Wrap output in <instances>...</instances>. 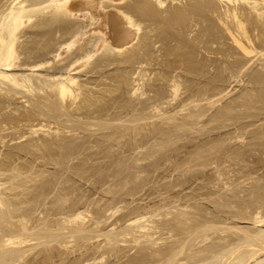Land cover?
I'll return each instance as SVG.
<instances>
[{
  "label": "rangeland",
  "instance_id": "374dc122",
  "mask_svg": "<svg viewBox=\"0 0 264 264\" xmlns=\"http://www.w3.org/2000/svg\"><path fill=\"white\" fill-rule=\"evenodd\" d=\"M18 1L21 0H11V1L0 0V16L3 13H6L7 10L9 11L10 9L9 7H13V6L16 7ZM26 1H25V5H29L33 2H42L40 3L42 5L46 3V2L44 3L43 0H26ZM72 1H82V0H72ZM89 1L92 4H95V6L93 9H89L91 11L87 10L84 13L82 12L83 14L80 12V14L82 15H79V13L74 15L66 12H60V15L57 16L56 13L60 10H58L57 7L55 6L56 8L55 20H51V21L47 20L50 17L46 15L49 14L51 11H53V8H48V10L45 9L47 3L42 7L38 6L39 9L37 8V10H39L38 12H40L41 14L38 15L39 18L35 19L34 21L36 22L38 21L37 24L41 25V28L39 29L42 30L44 33H47L49 40L50 37L53 38L55 36V43L51 41V44H54L53 45L54 50L50 55V58L53 61L52 64L55 63V70L54 69L48 70L46 69V67H44L39 71L33 72V70L31 71V69H29L30 68L29 66L18 67L15 70H13V73L15 75L17 74V77L34 75L36 79H38L37 77H39V79L42 80L39 81L37 85L34 83L35 85L33 84L34 86L33 85L31 86L33 88L30 87L33 93L26 90L29 88V86L28 88L17 87L18 88L17 89L11 84L0 82V95H1L0 96V154H1L0 184H3L0 185V188L4 187L3 189H5V191H3V189L1 188L0 196L2 194L3 195L5 194L4 196H7L10 193L9 195L11 196L13 194L12 196L13 198H15L14 199L15 202H14L12 201L13 198L10 197L9 195L8 198L2 195V197L6 198L7 205H4L6 203L5 200L2 199L4 202V204L3 203L2 204L4 206H2V204L0 203V207L2 208L7 206L11 207L10 204H8L10 202L11 205L14 204L12 205V207L14 206V208L13 209L8 208L10 211L9 210L7 211L6 210L7 208H3L4 210L0 209V216H1V212L3 213V216H1L3 218L0 217L1 220L3 221L2 222L0 220L1 222L0 231L6 229V231L4 232L1 231L2 234L0 233V237L1 236L3 237L6 234V232H8V230L10 231L12 228H14V225L12 224L16 222L15 223L16 227L19 224L20 227L22 225L21 224L22 220L28 217L26 219V222H28L27 220L31 218V220H29L30 224L23 222V224L26 223V228L28 230L29 228L31 230L34 226L37 228V225H39L40 229L43 230L42 232V230H39L38 227L36 231L37 232L39 231L40 233L38 232L39 234H37L36 231L33 232L35 228L34 227L30 232H33L32 234L35 235L33 236V238L35 239H33L31 243L29 241V244H25V243L23 244L25 246H28V248L30 246L31 248H33L31 250L34 251L33 252L34 256L33 253L30 252L31 250H29L28 254L26 253V255H29L30 258L31 257L32 259L33 257L37 258L35 256H38L39 258L40 255L39 259L38 258L36 260L31 259L32 264H34V262L37 263L38 261H40L38 264H83V263L148 264L147 262L140 259L139 258L140 256L135 255L136 258H133L131 260L125 258L126 257L125 255L134 253L136 250L135 248H132L134 242H132V240L130 241V239L127 241L128 242L126 245L127 248L122 247V249H117L118 252H115L114 250L110 251L109 247H107L105 250L106 252L107 249H109L107 253H104V251L96 252V250H98V247L102 245L106 246L109 243V241H110L109 245L114 243L111 240L106 241L107 240L105 239L106 236H102L101 234L102 232L104 233L114 230L112 228L116 229L113 231L114 233H116L115 231H119L120 229L124 228L126 225H128L129 222H131L135 218H140L142 214L143 216L146 217L144 219L145 222L147 224H149L148 222H151L152 223L151 225H153V221L155 219H156L155 222H160V220L161 221L165 220L167 217L170 218L172 217V215H175L177 213L179 214L184 211H190L192 210V206L199 202L200 200L199 194L197 195L194 192L196 191V193H199L198 190L199 187L197 186L199 184L198 182L199 177L197 171L199 170L198 168H200L198 165L200 158V157L198 158V155L200 156V154L198 152H199V146L201 145V141L199 134L197 133H199V129L201 126L199 123L200 121L196 120L198 118L197 116L194 119L195 121L194 120L191 121V118H189L188 115L191 113V111L195 110L200 105L209 106L206 102L209 101L208 103L210 104L212 102V101L210 102V100L215 101L217 98H219L218 96L220 95H221L220 98L222 97L223 94L227 95V96L223 95L225 98L228 96L230 97V95L232 96L235 94L237 95L239 93H242L243 91H245V89H247L246 87H249L250 85L249 84L250 82L247 80L248 77L252 74H256L259 71L262 72V70L264 69L263 68L264 67V61H263L264 60V23H262L263 20L259 19L261 18L259 16L262 15L264 16V10H263L264 0H258V1L239 0L237 2L235 1L234 3H227L221 0L220 1L219 0H163V1H167L164 2L163 5H160L158 0H89ZM248 2L250 5L248 4ZM225 3L229 5H226ZM254 5H257L259 11L254 9L253 7ZM17 6H19V3ZM41 9L43 10L45 9L44 11L46 13L43 14L41 12ZM119 9H125L133 16H135L136 20L140 24L142 23L141 33L142 32L144 33V31L146 33L153 32L148 34L149 38L147 37L151 41L147 40L146 37H143V39L148 41L150 46L152 45V48L155 50L154 53H156L154 55H158V57L160 58H157L151 54H150L151 56L145 55V57H139V55H136L134 59L129 61L130 63L127 64L122 63L121 65H117L116 61H115L116 64L113 63L114 59L112 58L114 57L113 56L111 57L112 52L108 53V50L109 47L110 50L111 49L115 50V49L111 48V46L114 44H112V40H111L112 37L110 32L111 30L109 31L110 28L108 27L110 24H108V22L106 21L109 20V18L112 15L116 14V12L118 13L116 15H119L120 14ZM233 10H236V12L239 13V14L237 13L238 14L237 16L239 18L233 14ZM229 12L232 14H230ZM259 13H261L262 15ZM262 18L264 19V17ZM65 19L68 20L66 21ZM70 19L78 20L77 22L78 24L76 25L74 23V25H76L74 27L73 23L70 24L69 21ZM191 19H195L197 22L201 23L200 32L202 33L200 35L202 36V38H204L205 33H209L211 36L210 38H212L209 41V43H207L206 42L207 39L204 38V41L206 42V45L205 43H203L204 47L200 43L203 49L200 46V50L201 49L202 50L200 51L198 49L199 50L198 53L200 52L199 55L201 53L204 54V56L201 54L202 56L200 55V58L202 59L205 58V63L202 62L199 65L197 64L194 65L189 63L192 61L193 58L192 56H194V53L196 52L197 44L194 43L195 40H193V43L182 42L184 38L186 39V41L189 38L192 39L193 37L192 35L197 33V30L194 28L196 27L195 25L187 27L188 25L187 22L191 21ZM236 20H241L243 21V23L244 22L247 23L246 25L244 23V27L246 30L249 28L247 33L250 34V35L248 34V36H252V38L250 37V41L252 39L251 41L252 43L248 41V39L245 38L243 35L240 37L241 35L240 33L237 34L236 25L238 21ZM196 21L195 23H191V25L196 24ZM259 21H260V25L258 23ZM104 23L107 25V29L106 26L103 25ZM179 25L184 26L183 28L185 31V37L183 36L184 38L182 37V35L178 34L177 32L178 30L177 28L180 27ZM103 26H105V29H103ZM73 27L76 29L75 32L77 30H78L77 32H79L80 30V32L82 31L85 34V36L84 34L78 36V38L76 39L77 43H75V45L72 48L73 50H71L70 53L69 50L66 48V43L70 40L71 36L73 35V34L71 35L70 33L71 32L70 30ZM206 28H210V29H206ZM194 29L196 31H194ZM33 36H36V34ZM234 37L236 38L239 37V39L241 40L243 39L242 42L249 48H252L253 53L250 54V53H246L244 50H241L242 48L238 46V43H236ZM49 40L46 42L48 43ZM102 41H104V43H102ZM109 42L111 43L109 44ZM95 43L98 44V46L95 45L97 48L94 46ZM102 44L103 45L105 44L104 46L108 48L105 47L103 48ZM81 45H86L87 48L85 47V50L81 51L80 50ZM207 46L209 47L212 46L213 50L212 49L210 50V48ZM99 47L102 48L103 50L99 49ZM60 48L63 50H61ZM89 49L91 51L90 53L93 52L92 55L93 54L94 55L93 56L91 55L90 59L88 58L89 61L86 60V62H88L87 65L85 66L84 64H82L84 63L83 62L84 60L82 61L81 59L75 64L74 60L76 57L74 58V56H72V52L74 51V53H76L78 56V53H80V51L81 53H84L83 51H88ZM105 52H107L110 55L106 54ZM115 52L113 51L112 55H114ZM61 53H63V56ZM105 55H107V57ZM128 56L129 54H125L123 55V57L121 55V58H126ZM153 56L154 58H152ZM103 59L104 61L102 63ZM108 60L109 63L111 62L110 64L108 63ZM161 62L163 64H161ZM70 63L72 64L70 65ZM52 64L49 63L46 65L49 67ZM76 65L77 67H75ZM79 65L83 66V68L80 67ZM258 65L261 66L258 67ZM194 67L198 70L206 71V77H203L202 81L201 80L196 81L191 77L187 79L182 75L183 72H185L184 71L185 69L191 71L193 70ZM40 73L43 74V76L39 75ZM67 74L68 75L72 74L76 76L77 78H79L78 79L79 81H82L83 85H87L85 86L83 96L80 95L79 96L80 98L78 97L77 99V101H79V99L84 98L85 105L84 104L82 106L80 105V107L82 108L81 111L75 110L76 107L75 108L69 107L68 106L69 103H67L66 99L65 102H63L64 100L62 101V99L57 95V91H55V95L53 96L55 97L54 99L56 100L55 109L57 110L58 108L60 114L63 116L59 115L61 118L60 117L55 118V121L54 119H52L53 121L45 120V118L42 115V112L44 111L46 112L49 111L50 109H53L50 108L53 106L52 105L50 106L49 103L45 101V99H39L37 95H41V94L45 95L46 93L45 91L49 89L48 80L55 79L56 81L57 79L64 78L65 76H67ZM189 74L193 75L191 73ZM132 76L134 78H132ZM208 77L210 78V80H207L209 79ZM215 77L218 78L219 81L217 82L214 81L216 79ZM172 78L174 80H172ZM240 78L241 79L245 78L246 80L245 81L243 80L244 82H242ZM208 81L209 83L204 84V82H208ZM40 82H42V84ZM239 82H242L241 85ZM214 83L216 84L221 83V84L216 85ZM175 84H179L178 90L174 89L173 86H175ZM213 84L216 86L223 85L222 88L226 87L225 88L226 90L225 91L223 90V92H221L222 94L217 93L218 94L217 95L215 93L220 91L219 88H217V91L214 90L213 92L208 90L209 88H211ZM203 85L204 86L207 85V86L203 87ZM191 88L194 90H192ZM198 89H200L202 94H197ZM160 90L163 91L165 90L164 93L161 95L162 97L161 96L158 97V92ZM204 90L207 92H205ZM231 91L233 94L231 93ZM3 93L4 95L2 96ZM201 95H203L202 99L200 98ZM208 95L211 99L207 98ZM178 96L180 98H178ZM107 102L108 104H106ZM101 103H105L107 107L104 109H100ZM201 103H205V104H201ZM33 104L36 105L33 106ZM75 105L77 104L75 103L74 106ZM78 107L79 105L77 106V108ZM184 109L186 110V112H183L185 111ZM74 112H76V114ZM55 114H59V112L55 111ZM183 116L186 117L184 120H183ZM165 119L168 120L166 121ZM74 123L77 125L74 126L73 125ZM163 123H165L166 126L163 127L162 125H165ZM178 123L181 125L180 128L178 126L179 125ZM197 123H199V125ZM79 124L82 126H80ZM99 124H102L103 127L102 125L100 126ZM146 124H147V129L149 128L148 130H150V128L154 129V133L152 136H149L148 138H145L143 136L145 138L144 139L142 135H144L143 133L147 130L144 127L146 126ZM77 126L80 127L78 128ZM165 127L168 129L166 130ZM143 128L145 130H143ZM162 130L165 134L166 133L167 134L163 135L162 133L163 135L162 136L160 134ZM95 131L96 134H94V136L96 135L98 137V135H101L100 138L103 144L100 146H97L93 143L94 137L91 135V133L92 132L95 133ZM130 131L134 132V133L132 132L134 135L133 145L130 143V136H129ZM233 132L236 133L237 131L234 129L231 130L230 136L232 137L229 136L228 137L231 138V141L234 142L236 138L234 139L235 134ZM225 136L226 134L222 135V137ZM52 137H55L56 139L55 142L53 140H49L52 139ZM166 139L169 140L167 141ZM43 140H49L50 143L53 142L52 143L53 146L51 144L45 145ZM76 140L81 142L80 146H78V148L76 147L75 150L73 151V152L75 151L77 152L75 153H73L72 151L68 152L70 149H66V147H64L65 145L64 143L72 142L74 144L75 142H77ZM164 141H166L167 143ZM101 148H103L104 150ZM100 149L103 150L104 152L100 151ZM89 152H91L92 154ZM78 153L80 154L82 153V154L79 155ZM97 153H99V155H97ZM77 155L79 157H77ZM93 155L94 157H92ZM14 166L16 169L17 168L21 169L20 173H22V171L24 173H22V175L21 174L19 175L18 169L16 172ZM12 179L13 180L15 179L16 181L12 182L11 181ZM8 180L11 181L14 185L18 183L17 185H20L19 187L16 185V188L18 190L14 189L15 186L11 187L13 186V184L9 183ZM5 182H7L5 185H7L6 187H8V189L10 186V188H12L14 191L19 193L18 194L19 197L21 194V197L20 198L14 197L16 196L14 194L17 193L14 192L12 189L10 190L11 192L13 191L14 193L11 192L8 193V191L10 190H6L7 188H5L4 185ZM22 182H26V183L21 184ZM26 185L28 190H26ZM20 187H22V189L25 188L23 189L24 191L21 190V192L24 193L19 192ZM196 188L198 191L196 190ZM22 194H26V195L28 194L27 196L23 195L24 199L25 200L27 199L26 202L22 198L23 197ZM192 194H195V196H193ZM187 195L191 196L193 199L191 200L187 199ZM196 198H198L199 200H197ZM7 199H10L11 201ZM21 199H23L24 201L23 200L21 201ZM19 203L21 205L23 203H27V204L21 206ZM24 207H26V209ZM14 209L15 211H13ZM75 209L79 212L81 211V213L86 216L85 219L83 218V220L85 221H83L81 219L82 217L85 216L84 215L82 216L81 213L78 212V214H80L81 216V219H79L80 218L79 217L77 222L78 223L80 221L86 222L83 225L81 224V222L80 224L77 223L78 224L77 225L76 222L74 221L73 219L74 217L72 216H74V214H76L77 212L74 211ZM128 209H133L134 212L133 210H128ZM5 210L7 213L5 212ZM19 210L22 211L23 214ZM153 212L154 215L155 216L157 215L158 217L157 216L155 217L153 215ZM161 213L162 215H160ZM11 214L12 217L14 218L16 217V219L11 218L10 217ZM6 215H7V219L5 218ZM70 216L72 217V219ZM163 216H167V217L165 218ZM17 217L19 218L21 217V221L19 220V223ZM12 219L16 221L12 223L14 221V220L12 221ZM45 219H48L49 224L47 223L48 221H46ZM146 219L147 221L148 220L149 221L147 222ZM40 220L41 221L43 220L42 221L43 225H45L44 223H46L48 226L44 227L42 224H40L41 223ZM65 220H67V222L73 220L72 222L70 221L71 224L73 223L72 228L67 227V225H69L70 222L66 223ZM64 221L66 224L64 223ZM4 222L6 223L4 224ZM34 223L37 225H34ZM98 223H101L102 225L99 226ZM63 225L67 227L66 229H70V232L66 229L63 230L65 228L62 227ZM79 225L82 226L83 229L87 228L86 231L84 230L85 233L87 232L86 234L85 233L80 234V232L79 233L74 232L75 228L78 227ZM51 226L52 227L54 226L55 229L54 227L50 229ZM110 226L112 227L110 228ZM59 227L60 229L62 227L63 230V232H61L60 234H59ZM51 230L54 231L50 233ZM65 231H68V233H72L73 231V233L65 236V234H67L65 233ZM30 232L29 234L32 235ZM41 232L43 233L44 236L42 235ZM48 232L50 234H53L51 236H53V240L54 242H56L55 243L56 246H54L55 245L54 243L52 245L53 241L47 239L48 237H46V235H50ZM164 232L166 233L164 234L157 233L158 234L157 237H161L163 239V240L162 239L158 240L160 243L168 242L172 238H174L172 237V234L169 233L168 230L167 231L164 230ZM56 234L59 235L56 236ZM36 235L38 236L40 235L43 239V242L44 240L45 242L47 240L46 243L51 244L52 247L51 245H48V247L47 246L43 247L44 245H47L44 243V245L42 244L43 249L42 248L39 249V247H41L42 241H40L41 240L40 236L38 238V236L36 237ZM2 237L0 239V243L2 241ZM111 238H115V236L112 235ZM36 239H40V240H36ZM68 239L70 240L69 242ZM154 239H156V236ZM48 240H50V242H48ZM37 242L40 243V246L38 245ZM125 242L122 243L121 241L119 242V244L125 245L126 244ZM35 244H37V246L39 247H37ZM25 246L23 247L27 251L25 250L24 251L28 252V249ZM8 248H5L4 246L3 249L6 250ZM0 249L2 250V252L5 251L1 248V246ZM35 250L37 251L36 253ZM50 250L54 252L55 250H58V252L60 253L56 251L54 253L55 256L52 254L50 255L48 253L50 252ZM147 251H149L148 253L151 252L153 254L157 253V251H153L151 249ZM40 253H42L43 255ZM47 255H49L50 257ZM13 258L16 259L17 257L13 256ZM25 260H27V258ZM10 261L9 264H11ZM15 262L16 264H19V262L20 264L22 263L21 261L18 260Z\"/></svg>",
  "mask_w": 264,
  "mask_h": 264
},
{
  "label": "bare ground",
  "instance_id": "6f19581e",
  "mask_svg": "<svg viewBox=\"0 0 264 264\" xmlns=\"http://www.w3.org/2000/svg\"><path fill=\"white\" fill-rule=\"evenodd\" d=\"M25 1L26 0L18 1L19 6H17L18 3L16 2L17 3L16 7H14V6L13 7H9L10 8L9 11L7 10L6 13H3V14L1 13L2 15L0 16V82L6 83V84L7 83L8 84H11L15 88H17V87L28 88V86H29V88L26 89V90L29 91V92H31V93H33V91L30 89V87L34 83L37 85V83L39 81H42V80L39 79V77H37L38 79H36V77H34V75L33 76L17 77V74L15 75L13 73V70H15L18 67H23V66H27V67L29 66L30 67L29 69H31V71L33 70V72L34 71H39L40 69H43L44 67H46V69H48V70H50V69H54L55 70V63L52 64L53 61L50 58V55L52 54V51L54 50V46H53L54 44H51V41L53 43H55V36L53 38L50 37V40H49V37L47 36V33H44L42 30L39 29V28H41V25H38L37 24L38 21L37 22L34 21L35 19L39 18L38 15L41 14L40 12H38L39 10H37L38 6L39 7H42L43 5H45L47 3V6H46L47 8L45 7V9L48 10V8H53V11H51L49 14L46 15V16H49L50 17L47 20H50L51 21V20H55V15L57 14V16H59L60 15V12H66V13L74 14V15L79 13V15H82L87 10L88 11H91L89 9H93L94 6H95V4H92L89 0H82V1H72V0H43L44 3L46 2L43 5L40 4L42 2H33V3L29 4V5H25ZM158 1H159V4L160 5H163L164 2H167V1H163V0H158ZM221 1H223V2L225 1L227 3H234L235 1L237 2L239 0H221ZM248 4H249V2H248ZM226 5H229V4H226ZM257 5H254L253 7L257 11H259ZM55 6L57 7L58 10H60L56 14H55V9H56ZM42 10L43 9H41V12L43 14H45L46 12L44 10H43L44 11L43 12ZM119 10H120V14L119 15H116L118 13L115 11L116 14L112 15L109 18V20L106 21V22H108V24H110L108 27L110 28L109 31L111 30L110 32H111V37H112V39H111L112 40V44H114L112 46L111 45H109V46H111V48L115 49V50H112L111 49L112 50L111 51L110 50V47H109V50L110 51L108 50V53L109 52H112V54H113V51L114 52L116 51L114 53V55L111 54V57L112 56L114 57V58H112V59H114L113 63H115V61H116L117 62V65H121L122 63L123 64L124 63L127 64V63H130L129 61L132 60V59H134V57H136V55H139V57H145V55H148L149 56L150 54L151 55L156 54V53H154L155 50L152 48V45L150 46L149 42L143 39V37H146V39L149 40L148 39L149 38V35L148 34L149 33H153V32L146 33L144 31L145 34L143 32L141 33V31H142V27H141L142 23L140 24L136 20L135 16H133L131 13H129L125 9H119ZM228 11H229V9H228ZM80 12L81 13L83 12V13L80 14ZM237 13L238 12H236V10H233V14L235 16H237L239 14V13L238 14ZM261 13H262V11H261ZM261 13H259V14H261ZM86 14H87V12H86ZM86 14H84V15H86ZM230 14H232V13H230ZM103 17H102V19H103ZM259 17H261L259 19L263 20L262 23H264V19L262 18L264 16L262 15V16H259ZM65 20L67 21L68 19H65ZM93 20H95V19H93ZM69 21H70V24H72V23H73V25H74V23L76 25L78 24L77 23L78 20H76V19H70ZM195 21H196L195 19H191V21H188L187 22V24H188L187 27L188 26H194V25L196 26L194 28L197 30V33L195 32L196 34L192 35L193 36L192 39L189 38L186 41V39L184 38L185 37V31L183 29L184 26H180L179 25L180 27L177 28L178 29L177 32H178V34L182 35V37L184 36L183 37L184 40H182L183 43L184 42H187V43L188 42H191V43H193V40H195L194 43L197 44V46L195 45L196 46V52L194 53V56H192L193 57L192 58V61L189 62V63L194 64V65L195 64L199 65L202 62L205 63V58H203V59L200 58V55L202 53L200 55H199L200 52L198 53V51L200 50V46H201L200 43L204 47V44L203 43H205V45H206V42L209 43V41L212 38H210L211 36H210L209 33H205L204 34V38L207 39V41L205 42L204 41V38H202V36L200 35L202 33V32H200L201 23H199V22L196 21V24L191 25V23H195ZM236 21H238L237 22V25H236L237 26V31H236L237 34L240 33L241 34V35L239 34L240 37L243 35L245 38L248 39V41H250V37L252 38V36H248L249 33H247V31H248L249 28L247 30L245 29V27H244V23L245 22L243 23V21H241V20H236ZM256 22H257V20H256ZM258 23L260 25V21ZM246 24L247 23H245V25ZM76 25H74V27ZM103 25H105L106 26V29H107V25L105 23ZM105 26H103V29H105ZM74 27L70 30L71 31L70 32L71 35L72 34L73 35L71 36L70 40L66 43V48L69 50L70 53H71V50H73L72 48L75 45V43H77L76 42V39L78 38V36L84 34L82 31L80 32V30H79V32H77L78 30L75 32L76 29ZM246 28H247V26H246ZM195 29H194V31H196ZM206 29H210V28H206ZM192 30H193V28H192ZM207 32H208V30H207ZM234 32H235V30H234ZM35 34H36V36H33ZM50 35H51V33H50ZM84 36H85V34H84ZM82 37H80V38H82ZM236 37H237V35H236ZM236 37H234V39H235L236 43H238V46H240L242 48L241 50H244L246 53L252 54L253 53V49L252 48H249L248 46H246L242 42L243 39L241 40V39H239V37L238 38H236ZM99 39H98V42H99ZM48 40H49V42L47 43L46 41H48ZM77 41H79V40H77ZM149 41H151V40H149ZM251 41H252V39H251ZM44 42H45V44H44ZM165 42H166V40H165ZM63 43H61V44H63ZM102 43H104V41H102ZM110 43L111 42H109V44ZM166 44H168V43H166ZM86 45H81L80 46V50L81 51L82 50H85ZM95 45L98 46V44H96V43L94 44V46ZM100 45H101V43H100ZM104 45H103V48L104 47L105 48H108V47H106ZM100 47H99V49H102ZM190 47H191V45H190ZM203 47L201 46L202 49H203ZM207 47H209V46H207ZM211 47L212 46L209 47L210 50L211 49L213 50V47L212 48ZM61 50H63V49H61ZM259 50H261V49H259ZM81 51H80V53H81ZM83 52L84 53H81V54L78 53V56L79 57L77 56L76 53H74V51L72 52V56H74V58L75 57L77 58V59L75 58V60H74L75 61L74 62L75 64L81 59L82 61L84 60L83 61L84 63H82V64H84L85 66L87 65L88 62H86V60H88V58L90 59V57H91V55H92L93 52L90 53L91 52L90 49L88 51H83ZM212 52H215V51H212ZM105 53L108 54L107 52H105ZM61 54L63 56V53H61ZM125 54H129V56L126 57V58H121V55L123 57V55H125ZM108 55H110V54H108ZM202 55L204 56V54H202ZM105 56L107 57V55H105ZM154 56L157 57V58H160V57H158V55H154ZM154 56L152 58H154ZM161 60H163V59H161ZM103 61H104V59L102 60V63H103ZM192 62H194V63H192ZM49 63L52 64V65H50L48 67L46 64H49ZM108 63H109V60H108ZM71 64L72 63H70V65ZM161 64H163V63L161 62ZM79 66L83 68V66H81V65H79ZM202 66H204V65H202ZM259 66H261V65H258V67ZM75 67H77V65ZM79 69H81V68H79ZM106 70H108V69H106ZM184 71L185 72H183L182 75L184 77H186L187 79L189 77H191L192 79H194L196 81H199V80L202 81V78L203 77H206V71L205 70L204 71L203 70H198L195 67L191 71H188L187 69H185ZM187 71H188V73H187ZM189 73H191L193 75H190ZM35 74H37V73H35ZM39 75H42L43 76V74H41V73ZM248 76H249V74H248ZM132 78H134V77L132 76ZM78 79L79 78H77L76 76H74L72 74H70V75L67 74V76H65L64 78L57 79L56 81H55V79L54 80H52V79L48 80L49 81L48 82L49 83V85H48L49 86V89L47 91H45L46 92L45 95L44 94L43 95L42 94L41 95H37V97H39V99H45V101H47V103H49L50 106L51 105L53 106V107H50L49 106L50 108H53V109H50L49 111H46V112L45 111L42 112V115L45 118V120L53 121L52 119H54V121H55V118H59L60 117L59 115H61L60 114V111L58 110V108H57V110L55 109V101L56 100L54 99L55 97H53L55 95V91H57V95L62 99V101L64 100L63 102H65V99H66L67 103H69L68 104L69 107H73V108L76 107L75 110H78V111H81L82 110V108L80 107V105L82 106L84 104L85 100L83 98V99H79V101H77V99H78V97L80 95L83 96L84 90H85V86H87V85H83L82 84V81H79ZM217 79L218 78H216L214 81H216V82L219 81V79L218 80ZM172 80H174V79L172 78ZM207 80H210V78L207 79ZM241 80H242V82H244L246 79L243 78ZM247 80L250 82L249 84L251 86L248 84L249 87H246L247 89H245V91H243L242 93H239L237 95L235 94V95H232V96L230 95V97L228 96V97H225V98L223 96L225 94H223L221 98H220V96H221L220 95V96H218L219 98H217V97H216L217 99L214 98V99H216L215 101L210 100V102L212 101L210 104L208 103L209 101H207L206 103L209 106L200 105L199 104L200 106L198 105L199 107L196 108L195 110L191 111V113L188 115L189 118H191V121H193L195 119V117L197 116L198 118L196 120L197 121H200L199 123H200V126H201L200 129H199V133H197V134H199L200 141H201V145L199 146V152H198L200 154V156L198 155V158L200 157L199 158V164H198L200 168H198L199 170L197 171L198 177H199V181H198L199 184L197 185L199 187V189H198L199 190V193H196V191L194 192L197 195L199 194L200 200L198 198H196L197 200H199V202L197 204H195V205L192 206V210H190V211H184V212H181L179 214L177 213V214H175L176 217H175V215H172V214H171L172 217H170V218H168L167 216H163V217H165V218L167 217V218L165 220H162V221L160 220V222H155L156 221V219H155L153 221V225H151L152 223L151 222H148L149 220L147 221V219H146V221L149 223V224H147L145 222V220H144L146 217L143 216V214H142L141 217L139 216L140 218H135L134 220H132L131 222H129L128 225H126L124 228L120 229L119 231H115L116 233L113 232L114 230H116L115 228H112L114 230H111V231H108V232H104V233L102 232L101 235L107 237V238L105 237V239H107L106 241L111 240L114 243L111 244V245H109L110 244V241H109V243L106 246L105 245L104 246L102 245V246L98 247V250H96V252L97 251H104V253H107V251L109 249H110V251L111 250L112 251L114 250L115 252H118L117 249H122V247L123 248L124 247L127 248V246H126L127 243H128L127 241L130 239V241L132 240V242H134L132 248H135L136 250L133 249V250H135L134 253H130V254L127 253L128 255H125L126 256L125 258H127L128 260H131L133 258H136V256H140L139 258L142 259L143 261L147 262L148 264H264V69L262 70V72L259 71L256 74L250 75ZM242 82H239L240 85H241ZM40 83L42 84V82H40ZM205 83H209V81L208 82H204V84ZM214 84H216V83H214ZM214 84L212 86L210 85L211 88H209V85H208V88H209L208 90H210V91L213 92L214 90L217 91V88H219L220 91L219 92H216L215 94H217V93L220 94L221 92H223V90L224 91L226 90L225 89L226 87L222 88L223 85L216 86L219 83H217L216 85H214ZM206 86L203 85V87H206ZM173 87H174L175 90H178L179 84H175V86H173ZM31 88H33V87H31ZM192 90H194V89H192ZM164 91L163 90H160L158 92V97H160L164 93ZM138 92H139V90H138ZM205 92H207V91H205ZM231 93H232V91H231ZM146 94H145V96H146ZM197 94H202L201 91H200V89L197 90ZM3 95H4V93L2 94V96ZM203 95H204V93H203ZM203 95H201V97H200L201 99H202V96ZM214 95H211V96H214ZM225 96H227V95H225ZM178 98H180V97L178 96ZM207 98H210L209 95H208ZM139 99H140V97H139ZM24 103H26V102H24ZM75 103L77 105L74 106ZM106 104H108V102ZM106 104L105 103H101L100 104V109L106 108L107 107ZM126 104H127V102H126ZM201 104H205V103H201ZM34 105H36V104H33V106ZM78 105H79V107L77 108ZM170 105H171V103H170ZM94 106H96V105H94ZM157 108H159V107H157ZM150 109H152V108H150ZM75 110H72V111H75ZM55 111L59 112V114H55ZM100 112H101V110H100ZM183 112H186V110L183 111ZM74 113L76 114V112H74ZM166 113H168V112H166ZM61 116H63V115H61ZM185 118L186 117L183 116V120ZM58 120H60V119H58ZM94 120H96V119H94ZM37 121H38V119H37ZM188 121H190V120H188ZM44 123H46V122H44ZM167 123H169V122H167ZM182 123H183V121H182ZM199 123H197V124L199 125ZM28 124H30V123H28ZM147 124H146V126H144L146 129H147ZM163 124H165V123H163ZM73 125L76 126L77 124L74 123ZM99 125L101 126L102 124H99ZM80 126H82V125H80ZM80 126H77V127L79 128ZM162 126L164 127V126H166V124L165 125H162ZM178 126L180 128L181 125L179 124ZM102 127H103V125H102ZM150 127H152V126H150ZM43 129H44V127H43ZM102 129H104V128H102ZM148 129L143 133L144 135H142V137L144 136L145 138H148L149 136H152L153 135L154 129H152V128H150V130H148ZM167 129L168 128H166V130ZM233 129L238 132V133L237 132L236 133L233 132L235 134V137L234 136L233 137H234V139L236 138L234 142L231 141V138H229V137H232V136H230L231 135L230 133H231V130H233ZM143 130H145V129L143 128ZM181 130H183V129H181ZM52 131H54V130H52ZM57 131H59V130H57ZM132 132L130 131L129 136H130V143L133 145L134 144V135H133L134 132L133 133ZM162 133H163V135H166L167 134V133L165 134L163 132V130H162V132H160V134L162 135ZM94 134H96V131H95V133L94 132L91 133V135L94 137L93 138L94 139L93 140V143L95 145H97V146L102 145L103 143L101 142L102 140L100 138L101 135H98V137L95 135L96 136V139H95ZM98 134H99V131H98ZM224 134H226V136L225 137H222V135H224ZM49 140H53L55 142L56 139H55V137H52V139H49ZM49 140H43L44 141V144L45 145H50V144L52 145L53 142L50 143ZM78 140H76V141L79 142V143L75 142L74 144L72 142L71 143L70 142H66V143H64L65 144L64 147H66V149H70L68 152H70V151L73 152L76 147L78 148V146H80V143L81 142L78 141ZM166 140L168 141L169 139H166ZM164 142H166V141H164ZM60 145H62V144H60ZM161 147H162V145H161ZM101 149H103V148H101ZM101 149H100V151H103L104 150V149L103 150H101ZM75 152H77V151H75ZM75 152H73V153H75ZM89 153H91V152H89ZM78 154L81 155L82 153L81 154L78 153ZM97 155H99V153H97ZM73 156H76V155H73ZM42 157H43V155H42ZM77 157H79V156L77 155ZM92 157H94V155ZM14 168H15V166H14ZM17 169L19 171V175L20 174L22 175V173H24L23 171H22V173H20V170H21L20 168H17ZM17 169H16V172H17ZM11 181L14 182L16 180L15 179L14 180L12 179ZM11 181L8 180L9 183L13 184ZM6 183L7 182H5L4 185ZM23 183H26V182H22L21 184H23ZM17 184L18 183H16V185ZM0 185H3V184H0ZM16 185L13 184V186H11V187H14L15 186L14 189H17L16 188ZM6 186L7 185H5V188H7L6 190L12 189V188H10V186H9V189ZM17 186L19 187L20 185H17ZM1 188L3 189L4 187H1ZM1 188H0V190H1ZM197 188H196V190H197ZM23 189H25V188H23ZM23 189H22V187H20V191L19 192H21V190H23ZM26 190H28L27 189V185H26ZM3 191H5V189H3ZM13 191L11 192V190H10V191H8V193L9 192H11V193L16 192V191H14V192ZM16 193L17 194H14V195H16L14 197H19L18 196L19 193L18 192H16ZM21 193H24V192H21ZM25 193H26V191H25ZM6 194H7V192H6ZM195 194H192V195L195 196ZM2 195L0 196L1 197L0 198V203L1 204L2 203L4 204L3 200H5V203L6 204H4V205H7L6 198H8V195L7 196H4L5 194L3 195L6 198L2 197ZM12 195L11 196L9 195V196L13 198ZM23 195H26V194H22V196ZM189 195H191V194H189ZM189 195H187V199H190V200L193 199ZM20 197H21V194H20ZM22 198L24 199V196ZM14 199L15 198H13L12 201L15 202ZM23 199H21V201ZM194 199H195V197H194ZM7 200L11 201L10 199H7ZM26 200H25V202H26ZM81 200H82V198H81ZM65 201H64V203H65ZM14 202H12V203H14ZM58 203H59V201H58ZM3 204H2V206H4ZM8 204H10L11 207L7 206V207H3V208H7L6 209L7 211L10 208H12V209L14 208V206L12 207V205H14V204L11 205L10 202ZM24 204L26 205L27 203H23L22 205H24ZM28 204H30V203H28ZM17 205H18V203H17ZM26 207H28V206H26ZM26 207H24V208L26 209ZM3 208L0 207L1 210ZM17 208H20V207H17ZM53 209H55V208H53ZM78 209H79V207H78ZM6 210H5V212H6ZM128 210H133V209H128ZM13 211H15V209ZM74 211H77V210L75 209ZM20 212L22 213V211H20ZM34 212H35V210H34ZM49 212H51V211H49ZM78 212L79 211H77L76 214H74V216H72V217H74L73 219L76 222V224L78 223L77 222L78 218L80 217L79 219H81V216H80V214H78ZM133 212H134V210H133ZM79 213H81V211ZM169 213H171V212H169ZM18 214H19V212H18ZM81 215L83 216L84 214L81 213ZM153 215H154V212H153ZM160 215H162V213ZM1 216H3V213L2 212H1ZM30 216H32V215H30ZM10 217L11 218H14V217H12V214L10 215ZM10 217H9V219H10ZM21 217L20 218L17 217L18 223H19V220L21 221ZM72 217H71V219H72ZM1 218H3V217H1ZM1 218H0V220H1ZM5 218L7 219V215L5 216ZM83 218L85 219L86 216L85 217H82L81 220H83ZM14 219H16V217ZM14 219H12V221ZM26 219H24L25 221L22 220V223H21L22 225L20 227H19L20 224L19 225L17 224L18 226L16 227V225H15V223H16L15 221L16 220H14L12 223H14V222L15 223L12 224V225H14V228L15 227L16 228L14 229V228L11 227L12 229L10 228L11 229L10 231L8 230V232H6V234L3 237L1 236L2 237V241L0 243L1 248L3 249L4 246H5V248H8V247L9 248L6 249V250L3 249V250H5L4 252H2V250L0 249L1 250V253H0V264H9V261L10 260L13 261V259H14L13 263H15V264H16L15 261H17V260L18 261H21L24 264H32V261H31L32 257L30 258L29 255H26V253L28 254L29 253V250H31L33 248H31V246L28 248V246H25L23 244L24 243L25 244H29V241L31 243V241L33 239H35V238H33V236H35V235H33L32 233L35 232L36 229H38L39 225H37V224L34 223V225H37V228L34 226L35 228L33 227L34 228L33 232H30V231H32L33 228L31 230L29 228V230H28L26 228V223L27 224H30L29 223V220H31V218H29L27 220L28 222H26ZM45 220L48 221V219H45ZM51 220H53V219H51ZM87 220H88V218H87ZM42 221H41V223L40 222L39 223L42 224ZM65 221H66V223H68L71 220L68 221V222H67V220H65ZM65 221H64V223H65ZM83 221H85V220H83ZM83 221L82 222L80 221L82 225L84 223H86V222H83ZM140 221H142V222H140ZM23 222H26V223L23 224ZM71 222L69 223V225H67L68 228L69 227L72 228V224L73 223L71 224ZM80 222L78 224H80ZM5 223L6 222H4V224ZM47 223L49 224V221ZM50 223H51V221H50ZM44 224L45 225L42 224L44 227L48 226L46 223H44ZM98 224H99V226L102 225L101 223H98ZM160 225H162V226H160ZM99 226H98V228H99ZM6 227H8V226H6ZM53 227L51 226L50 229H52ZM62 227H65L63 230H65L67 228L64 225ZM62 227H61V229L59 227V234L61 232H63ZM111 227L112 226H110V228ZM1 229H3V228H1ZM50 229H47V230H50ZM54 229H55V227H54ZM86 229H83L82 226H80V225L78 227H76L75 230L73 228V230H74L75 233L76 232H78V233L80 232V234L81 233L84 234L85 233L84 230L86 231ZM39 230H42V229H40V227H39ZM47 230H45V231H47ZM66 230H68L70 232V229H66ZM164 230H166V231L168 230L169 233H171L172 234V237H174V238H172L170 241L167 240L168 242H164L163 241L164 243H160L158 240L159 239H162V238L161 237H157V235L158 234H164V233H166V232H164ZM1 231L4 232V231H6V229L5 230H1ZM1 231H0V233L2 234ZM27 231H28V233H27ZM53 231L51 230L50 233L53 232ZM68 231H65V233H67V234H65V236L68 235V234L70 235V234L73 233V231H72V233H68ZM29 232L32 235H30ZM38 232H37V234L40 233V232L39 233ZM42 232H43V230H42ZM55 233H56V230H55ZM99 233H101V232H99ZM59 234H56V236H58ZM42 235H43V233H42ZM51 235H53V234L46 235V237H48L47 239H50L51 241H53L52 242V245H53V243L55 244L56 242H54L53 236H51ZM62 235H63V233H62ZM112 235H114L115 238H111ZM37 236L38 235H36V237ZM39 236H38V238H39ZM77 236H78V234H77ZM100 236H98V237H100ZM129 236H131V237H129ZM155 236H156V239H154ZM167 236H169V235H167ZM1 237H0V239H1ZM74 237H76V236H74ZM40 238H41V240L40 239H36V240H40V241L43 242V239H42L41 236H40ZM43 238H45V237H43ZM80 239H83V238H80ZM88 239H86V240H88ZM50 240H48V242H50ZM94 240H96V239H94ZM162 240H160V241H162ZM69 241L70 240L68 239V242ZM121 241H122V243L126 241L125 242L126 244L125 245L119 244V242H121ZM42 242H41V247H39L40 246V243H38V242L37 243H38L39 246H37V244H35V245L37 247H39V249L42 248V246L44 245V243L47 244V245H44L43 247H45V246L48 247V245H51L49 243H46L47 240H46V242H45V240H44L43 243ZM68 242H67V244H68ZM34 243H32V244H34ZM35 245H33V246H35ZM52 245H51V247H52ZM23 246H25L28 249V252H25L27 250L24 249ZM54 246H56V244ZM107 247H109V249H107V251L105 252V250H106ZM82 248H84V247H82ZM46 249H49V248H46ZM46 249H44V250H46ZM150 249L153 250V251H157V253H155V252H154L155 254H153L152 252L151 253H148L149 251H147V250H150ZM36 250H35V253L37 252ZM56 251L58 252V250H55V252ZM30 252L33 253L34 251L31 250ZM50 252H48L50 255L51 254L54 255V253H55L54 251H51V250H50ZM58 253H60V252H58ZM37 254H39V253H37ZM40 254H42V253H40ZM124 254H126V253H124ZM44 255H46V254H44ZM13 256H16L17 258L15 259V258H13ZM33 256H34V253H33ZM47 256H49V255H47ZM35 257L38 258V256H35ZM103 257H104V255H103ZM26 258H27V260H25ZM37 258H34L33 257L34 260H36ZM39 258H40V255H39ZM103 260H105V259H103ZM12 261H10L11 264H13ZM39 262L40 261H38L37 263L34 262V264H38ZM85 262H87V261H85ZM19 264H20V262H19ZM83 264H86V263H83Z\"/></svg>",
  "mask_w": 264,
  "mask_h": 264
}]
</instances>
